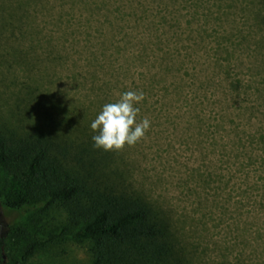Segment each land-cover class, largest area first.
Returning <instances> with one entry per match:
<instances>
[{
  "label": "rangeland",
  "instance_id": "374dc122",
  "mask_svg": "<svg viewBox=\"0 0 264 264\" xmlns=\"http://www.w3.org/2000/svg\"><path fill=\"white\" fill-rule=\"evenodd\" d=\"M34 12L32 35L0 38V124L92 145L101 107L143 91L145 137L90 145L104 171L163 210L187 264H264V0H37ZM19 187L0 170V199ZM62 218L29 205L15 238L2 216L3 263ZM21 264H91L88 242L58 237Z\"/></svg>",
  "mask_w": 264,
  "mask_h": 264
},
{
  "label": "trees",
  "instance_id": "16d2710c",
  "mask_svg": "<svg viewBox=\"0 0 264 264\" xmlns=\"http://www.w3.org/2000/svg\"><path fill=\"white\" fill-rule=\"evenodd\" d=\"M13 1L11 6L0 0V38L7 30L32 35L28 25L37 0L32 5V0ZM87 142L0 124V170L20 184L15 194L8 192L0 199V222L2 216L13 217L6 225L9 236L26 234L17 226V216L29 205L39 212L56 208L63 216L57 231L46 239L25 240L14 264L58 237L88 242L91 264H187L163 210L105 172L106 163ZM5 244L6 235L0 234V254Z\"/></svg>",
  "mask_w": 264,
  "mask_h": 264
},
{
  "label": "clouds",
  "instance_id": "9594fccd",
  "mask_svg": "<svg viewBox=\"0 0 264 264\" xmlns=\"http://www.w3.org/2000/svg\"><path fill=\"white\" fill-rule=\"evenodd\" d=\"M143 100V91L127 90L115 102L104 104L89 125L93 148L119 152L142 140L151 126L147 117L137 120Z\"/></svg>",
  "mask_w": 264,
  "mask_h": 264
}]
</instances>
